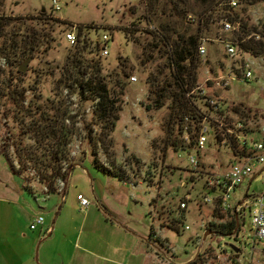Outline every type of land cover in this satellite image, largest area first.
I'll list each match as a JSON object with an SVG mask.
<instances>
[{"label": "rangeland", "instance_id": "1", "mask_svg": "<svg viewBox=\"0 0 264 264\" xmlns=\"http://www.w3.org/2000/svg\"><path fill=\"white\" fill-rule=\"evenodd\" d=\"M227 1L179 0L186 17L190 15L195 20L192 24L186 17H169L172 3L178 0H155L152 9L144 0H57L60 11L52 9V0H0V23L5 26L4 37L0 38V199L16 204L0 211L2 239L17 247L24 258H31L33 264H40L42 240L36 239L39 231L28 229L30 219H35L36 212L46 216L54 207L48 204L53 197L58 205L66 203L80 215L76 208L77 196L81 195L93 209L86 218L85 223L89 224L82 229L81 241H89L91 250H104L106 244L111 245L115 254L108 257L115 262L86 252L73 254L70 246L74 232L65 231L70 242L65 245L67 254L74 261L78 257L77 264H187L199 255L204 264H264V242L254 237L248 207L240 208L235 230L223 228L233 222V212L243 200L252 201L264 194V164L254 170L250 183L244 181L230 195V210L222 211L214 203L204 204L202 196L219 195L206 188L207 176L228 166L232 157L211 148L201 158L200 176H191L188 154H197L173 151L172 142L179 138L178 120L175 122L173 117L170 122L171 102L159 98L154 88L158 82L161 86L169 80V71L156 50L150 58L146 48L147 42L153 43L147 31H153L158 23L176 20L179 29L191 35L200 20L203 28L199 36L207 48L206 57L197 62L196 82L201 83L206 72L216 74L222 64L226 67L229 63L224 61L225 52L219 41L232 42L238 53L232 66L249 64L253 77L233 81L223 91L229 107L226 115L236 119L235 114L239 113L235 109L246 110L239 116H247L248 125L256 130L264 117V0H238L233 17L226 10ZM205 20L208 25H204ZM221 20H235L239 32L221 33ZM73 26L80 29L75 31L77 45L70 46L64 41V34ZM104 35L108 37L106 56L98 44ZM243 42L254 46L257 53L245 52ZM84 43L89 47V59L100 63L101 80L109 91L107 105L118 117L114 123L110 122L111 115L100 119L98 99L89 91L70 82L66 85L71 84V88L60 84L68 57ZM258 43L263 45L259 52ZM31 46L34 48L30 52ZM28 58L31 61L25 72L19 71L18 67ZM123 63H127L126 71L136 81L128 79L121 90L113 85L116 74L122 78ZM67 68H71V63ZM150 74L156 77L154 82H149ZM89 78L87 75L85 80ZM157 101L159 105H155ZM251 110L254 116L249 113ZM53 126L69 132L68 155L63 163L68 175L64 183H59V190L66 187L63 197L40 192L43 185L35 175V163L46 160V145L54 142L45 137ZM36 127L38 132H33ZM255 137L258 139L259 135ZM94 159L126 180L98 171L92 164ZM11 165L21 175L13 172ZM183 181L186 185L181 189ZM27 187L33 192H28ZM17 196L22 211L16 208ZM183 201L188 202L186 209L180 207ZM24 204L30 212L25 211ZM73 209L71 214L80 223L82 215L79 220ZM92 223L103 225L91 228ZM111 225L117 226L114 229ZM186 226L189 229H184ZM22 232L26 238L20 237ZM123 242L126 251H117L115 247Z\"/></svg>", "mask_w": 264, "mask_h": 264}, {"label": "built area", "instance_id": "2", "mask_svg": "<svg viewBox=\"0 0 264 264\" xmlns=\"http://www.w3.org/2000/svg\"><path fill=\"white\" fill-rule=\"evenodd\" d=\"M238 0H229L228 7L234 8ZM52 9L60 11L57 0H52ZM187 22L194 24L192 16L186 17ZM198 23V21L196 22ZM219 30L223 34L239 32V24L228 20L218 22ZM77 26L71 27L70 31L64 34V41L70 46L77 44L75 31ZM205 40L200 38L197 55L202 61L206 57L207 48ZM108 37L100 38L102 55H108ZM224 49V61L228 65L218 69L216 74L206 72L201 83H196L189 92L185 94L187 101L192 108V114H188L183 121L176 122V129L179 138L175 140L173 151H194L196 155L188 154V170L191 176H200L203 164L201 158L209 149H214L215 153L230 154L231 163L224 169L213 170L206 179V188L214 193H219L217 197L202 196L204 204H216L222 211L230 210L228 201L230 195L235 193L244 181H252L254 170L264 164V117L260 125L253 130L249 126L248 117H240L235 114L236 119L226 115L229 107L225 104L223 91L230 87L233 81H247L253 77L249 64H243L240 68H235L237 51L235 45L230 41H219ZM205 62V61H204ZM206 65L208 62L205 63ZM240 74L238 75V72ZM130 81H136L135 77H130ZM244 110V108H243ZM252 114L251 112H249ZM255 114H252L254 116ZM240 117V118H239ZM259 135L257 139L255 136ZM264 183V181H263ZM186 182L181 183L180 188H184ZM193 185V183L191 184ZM77 201L81 207H87L90 202L87 198L78 195ZM187 201L180 203L182 209H186ZM248 207L253 225L254 237L264 242V194L255 196L252 201L243 200L233 213L238 214L240 208ZM44 224L42 216H35L30 230L36 226ZM184 229H189L186 226Z\"/></svg>", "mask_w": 264, "mask_h": 264}, {"label": "trees", "instance_id": "3", "mask_svg": "<svg viewBox=\"0 0 264 264\" xmlns=\"http://www.w3.org/2000/svg\"><path fill=\"white\" fill-rule=\"evenodd\" d=\"M144 1L148 3V7L150 9L153 8V3L155 0ZM203 1L214 3L215 0ZM181 7L183 8V6L179 4V0L178 3H172V8L170 10L169 17H176L178 19L185 18L186 11L184 9H181ZM225 7H228V5ZM165 10L166 8L164 7L163 12L166 15L167 12ZM226 10L229 13V17H233V15H235V11L233 10V8L228 7ZM149 12L153 13L152 10ZM148 20L149 23L152 21L149 18ZM207 21L208 20L204 21V25H208ZM230 22H235V20H230ZM157 25L158 27H155L153 31H147L148 36L153 39V43L150 44L147 42L146 48H148L149 50L150 58L152 57L151 53L156 50L155 53L158 54V58L163 60L164 67L169 71L170 78L168 81H164L161 86L158 82L157 85L154 86V88L159 98H163L165 102H171L168 106L169 109H171V114L169 116L171 118L170 122L173 120V117H175V122L177 120L179 122L183 121V118L188 114H192V108L189 106L190 103L187 101L185 94L189 92L193 87H195L197 83V62L198 60H200L197 55V52L199 41L201 38L199 35L200 33H202L203 25L201 24V21L198 20V23L196 25V32L191 35L187 33L188 31L182 32L179 29L178 22L176 20H173V22H160ZM242 27L244 29L245 25H242ZM4 28L5 26L3 25V23H0V38L4 37ZM77 29L79 30L80 27L77 26ZM241 40L242 39H240V41ZM241 46L245 52L253 51L254 54L257 53V50L255 51L254 46L248 44L247 42H243ZM258 47V52L263 49V45L261 43H258ZM33 48L34 46H31V48H29V51L31 52ZM87 49H89V47L84 43V45L82 46H77L73 51V54L68 57L69 60L67 62V66L69 63H71V68L69 70L67 66L66 68H62L64 80H61L60 84L64 85L65 88H71L72 84L73 86H76V88L78 87L82 90L89 91L94 99H98L99 103L97 113L101 111L100 119L102 117L109 119L111 115L112 121L110 122L114 123L118 120V117L114 114V112H112L111 108L107 105V103L109 102V91L107 89L106 84H104L101 80L102 70L100 68V63L94 59H89L88 54L90 51H88ZM127 66V63L121 64L120 74L122 78H119L118 74H116V81L113 87L120 88L121 90H123L127 86V80L129 79L130 81V74L126 71ZM222 67L224 68L223 64ZM158 73L162 74L161 71H159ZM87 75H90V78L85 80V77ZM154 80H156V77L150 74L149 82H154ZM67 82H70L71 84L67 86ZM159 104V101L155 103V105ZM234 111L236 113H239V115L246 114V110L239 112L235 109ZM45 122H48V120L45 119ZM170 122H168V124ZM170 128V125H168V131H170ZM33 129V132H38L37 127ZM68 135V131H65L63 129L58 130L57 127L53 126L50 130V133L45 136L51 140H54L53 144L46 145V149L49 152L48 157L44 161L38 160L35 163L37 165V171L35 175L37 177L38 183L42 184L46 188L45 193L48 195L55 193L58 194V190L60 188L59 183H64L67 179L68 170L63 168V163L66 162L68 155L66 148L69 142L66 138L68 137ZM172 143L175 144V142ZM92 164L98 171L102 172L103 174L118 176L120 180H126L119 173L110 171L108 168H105L103 165L100 164V162L97 161V159H94ZM11 168L13 172H17L12 165ZM17 173L18 175H21L19 171ZM30 189V187H27L28 192H30ZM210 225L214 227L213 224ZM237 226L238 218L235 219L233 217V222L229 225H225V227L223 228L228 230H235ZM222 235L224 236V233H222ZM187 264H204L203 258L201 255H199L197 259H193Z\"/></svg>", "mask_w": 264, "mask_h": 264}, {"label": "crops", "instance_id": "4", "mask_svg": "<svg viewBox=\"0 0 264 264\" xmlns=\"http://www.w3.org/2000/svg\"><path fill=\"white\" fill-rule=\"evenodd\" d=\"M251 113L254 114V112ZM41 187V186H40ZM43 189H40L39 191L42 193H45L44 189L45 187L42 186ZM66 188V187H65ZM64 188V190H65ZM38 189V188H35ZM62 190V188H61ZM59 190V194H64V190ZM33 190H30V193H32ZM56 196V195H55ZM25 196L23 193L21 194V198L23 200ZM54 198V197H53ZM49 199L48 204L51 207H54L51 209L50 212L47 213L46 216H44L41 212H36L34 216H42L44 218V224L36 226L34 230H30L29 226L32 224L33 220L30 219V224L28 226V229L32 232L39 231L37 233L36 239L37 241L42 240L39 242V253H38V262L40 264H77L78 257H76L75 261L74 258H70L66 246H69V241L67 240V236L65 235L64 232L67 231L68 233L74 232L72 237L74 239H71V249L72 253H88L89 255L96 257L98 259H101L103 261L111 262L114 263L115 261L112 259H109L108 256L115 254L113 252L114 247L111 245H105L104 250L102 247H98L96 250H91L90 248V242L86 240L81 241V233L82 229L85 226H88L89 223L86 222V218L89 215H92L93 209H91V205H88L87 207H81V205L78 204V208H76L80 215H82V220L79 223L78 220L75 221L73 214H71V208L73 209L72 206H69L68 204L65 203L64 206L58 205L59 202H57L55 199ZM20 199L18 200L17 196V209H20ZM50 202V203H49ZM0 211H7L9 209L6 205H16L15 202H8L3 199H0ZM3 205V206H2ZM61 206V207H60ZM6 208V209H5ZM23 208L25 211H29L27 208V205L24 204ZM16 209V210H17ZM22 211V210H21ZM30 212V211H29ZM54 212V213H53ZM73 212L75 215H78L77 211L73 209ZM80 215L79 220H80ZM93 224V223H92ZM78 225V228H77ZM102 226L103 224H93L91 228H95L96 226ZM108 225V224H105ZM114 229L116 228L115 226L117 225H111ZM69 228L65 230V228ZM77 228V232H76ZM20 237L26 238V233L22 232L20 233ZM0 264H33L31 261V258H24L25 255L23 256L22 252L17 249V247L14 246V248L7 242V239H2L0 235ZM89 244V245H88ZM66 245V246H65ZM88 245V246H85ZM125 243L118 244L115 249L117 251H123L125 249ZM66 250V251H65ZM32 256V254H31ZM35 259L37 260V253Z\"/></svg>", "mask_w": 264, "mask_h": 264}, {"label": "water", "instance_id": "5", "mask_svg": "<svg viewBox=\"0 0 264 264\" xmlns=\"http://www.w3.org/2000/svg\"><path fill=\"white\" fill-rule=\"evenodd\" d=\"M31 61V58H28L25 62L22 63V65H20L18 67V70L21 71V72H25L26 70V66L30 63ZM234 218L237 219V215L236 213L234 214ZM238 227V226H237ZM236 251V250H235Z\"/></svg>", "mask_w": 264, "mask_h": 264}]
</instances>
